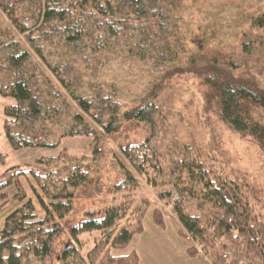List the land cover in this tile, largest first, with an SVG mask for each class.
I'll list each match as a JSON object with an SVG mask.
<instances>
[{
    "label": "trees",
    "instance_id": "trees-1",
    "mask_svg": "<svg viewBox=\"0 0 264 264\" xmlns=\"http://www.w3.org/2000/svg\"><path fill=\"white\" fill-rule=\"evenodd\" d=\"M0 11L9 21L0 16V95L15 99L4 109L14 150L97 140L91 122L113 137L122 127L144 134L120 144L138 174L119 163L124 176L111 190L119 202L100 217L64 221L92 180L98 146L92 156L62 151L0 175V212L22 202L0 229V264H139L135 250L113 252L129 247L153 208L150 198L136 199L138 175L162 201L176 197L173 213L194 243L189 256L264 264V190L220 130L226 123L264 158V0H0ZM188 74L205 130L190 142L179 136L185 118L171 87ZM153 213L164 225L168 214ZM94 231L101 235L83 256L80 236Z\"/></svg>",
    "mask_w": 264,
    "mask_h": 264
},
{
    "label": "rangeland",
    "instance_id": "rangeland-1",
    "mask_svg": "<svg viewBox=\"0 0 264 264\" xmlns=\"http://www.w3.org/2000/svg\"><path fill=\"white\" fill-rule=\"evenodd\" d=\"M1 18L9 21L3 12L0 11ZM22 40V37L17 34ZM33 58L41 64L46 73L51 74L42 61L33 54ZM52 76V74H51ZM53 77V76H52ZM198 82L194 80L191 74L180 76V78L171 83V87L177 90V108L183 113L185 120L177 121L179 136L185 141H193L205 138V130L196 123L195 104L199 102L200 92H198ZM56 85L59 87L58 82ZM60 88V87H59ZM15 99L0 95V175L7 169L33 164L37 159L53 157L62 151H67L74 155L92 156L96 147L100 150L99 160L96 163L95 171L90 183L81 188L74 199V210L64 219V221L77 222L86 217L87 212L97 213L100 217L111 205L119 202L117 194L111 193L112 188L117 182L123 179V171L119 163L131 169L132 173L137 171L120 150V144L126 142H139L144 139L142 132L127 133L124 127L120 128L118 133L113 136L106 134V131L96 125L91 124L97 130V140L92 136H81L77 138H66L61 145L55 148L36 147L14 150L4 134V109L8 105H13ZM133 104H128V107ZM220 130L224 135L226 146L231 149L233 157L238 164L243 166L248 172L250 178L254 180L264 190V158L260 148L251 141H242L236 133L224 122H220ZM97 141V145H96ZM4 156V161L1 158ZM138 174V173H137ZM141 182L136 199L148 197L151 199L153 208H151L143 219V231L133 236L132 242L124 250L113 251L115 254H125L135 250L139 255V264H211L207 257L194 258L189 256L187 250L193 246V241L183 235V228L173 213V205L176 197L169 200V203L162 201L158 193L153 189L142 176L138 175ZM36 205L39 216L44 215L43 204L37 198L32 190L28 191ZM1 204V200H0ZM22 202L15 201L8 203L0 212V229L3 227L6 218L18 208ZM161 208L168 215L165 218L164 225L156 223L154 220V209ZM101 235L100 231L85 233L80 236L82 241V255L94 246V241ZM77 244V242L75 241ZM50 264H57L53 259Z\"/></svg>",
    "mask_w": 264,
    "mask_h": 264
},
{
    "label": "crops",
    "instance_id": "crops-1",
    "mask_svg": "<svg viewBox=\"0 0 264 264\" xmlns=\"http://www.w3.org/2000/svg\"><path fill=\"white\" fill-rule=\"evenodd\" d=\"M204 257H206L204 254L200 253L198 256L194 257V258H202L205 259Z\"/></svg>",
    "mask_w": 264,
    "mask_h": 264
}]
</instances>
